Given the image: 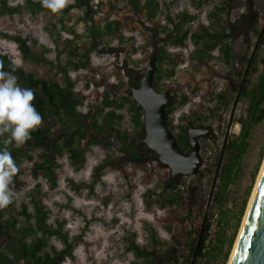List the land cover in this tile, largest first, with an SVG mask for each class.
Listing matches in <instances>:
<instances>
[{"label": "rangeland", "instance_id": "1", "mask_svg": "<svg viewBox=\"0 0 264 264\" xmlns=\"http://www.w3.org/2000/svg\"><path fill=\"white\" fill-rule=\"evenodd\" d=\"M6 1L10 7L18 9L0 14V29L28 38L33 51L43 54L49 62L24 58L17 44L5 38H0V52L8 54L11 60H17L22 68L36 77L55 80L62 85L73 81V88L83 96L79 108L85 112L97 104L102 107L104 93L111 89L110 85L125 87L124 71L120 73L119 67L126 55L130 58L129 65L143 73L155 55L151 44L153 35L158 34L172 42L183 30H188L187 48L169 44L164 58L156 55L154 81L161 91L170 92L172 88L171 94L175 98L170 104L173 112L168 124L184 152H189L190 146L185 147L180 137L184 128L190 126V121H197L198 112L203 113V120L198 125L213 129L200 139L203 164L199 172L180 176L174 181L181 182L183 196L190 186L196 188L195 197L184 200L185 205L189 204L192 209L182 211L180 221L173 223L169 220L168 209L164 207L172 192L164 187V181L170 178V169L156 158H146L142 167L127 161L126 176L105 168L101 181L90 189L85 183L91 179L97 162L106 154L97 145L93 151H85L86 160L80 167L72 164L69 155L64 154L59 160L56 181L43 176L27 179V184L17 192L18 203L24 201L32 215H21L19 207L15 209L18 223L23 227L18 238L27 242L33 240L34 235L28 231L26 234L25 229L35 223L32 198L42 194L49 210L47 222L52 230L59 231L48 235L45 249L54 247L61 250L67 243L71 245L73 258H67L61 264H150L136 258L131 250L133 242L149 250H163L174 239L173 232H185L184 225L190 229L202 225L207 212L208 217L211 213L215 231L206 250L207 256L200 264H228L264 163V153L261 155L264 118L252 124L247 149L235 161L231 182L223 191L221 204L213 198L220 187V172L216 178V165L222 151V162L228 161L226 142L237 138L242 123L249 122L251 99L241 94L236 103L238 89L234 85L241 81V74L246 71L260 35H247L242 31L248 28L250 21L257 20L258 33L262 32L264 0H140L141 18L148 28L145 31L126 29L122 10L130 6L128 0H93L97 6L103 3L102 12L109 14L106 18L99 13L94 22L84 19L81 8L66 15L49 9L38 10L32 15L24 8L26 0ZM243 14L250 19L240 20ZM111 20H121L123 24L118 30L114 26L110 30L108 22ZM92 24L101 33L93 32ZM197 34L202 36L198 40ZM131 37L134 38L135 52H128ZM227 48L230 56L226 54ZM254 59L256 63L252 64L247 75L250 90L257 87L264 72V31ZM82 62L86 64L82 65ZM18 83L22 85L19 80ZM96 88L102 94L98 101ZM183 96L186 98L184 102ZM113 100L114 105L98 112L99 123L108 110L116 109L122 114V118L116 121L117 129L127 130L131 136L140 132L129 109L130 103L119 107L123 99L114 96ZM261 109H264V101ZM82 125L91 128L92 134L98 136L89 123L83 121ZM66 127L57 122L55 131L59 133L60 128ZM143 138L144 133L141 141L145 144ZM148 151L147 148L143 153ZM19 162L26 165L24 158ZM38 182L40 191L36 188ZM219 219L221 222L217 225ZM16 247L15 243L5 245L0 251L14 259ZM213 247L216 248L212 250ZM180 257V262L183 258H190L188 247L181 248Z\"/></svg>", "mask_w": 264, "mask_h": 264}, {"label": "trees", "instance_id": "2", "mask_svg": "<svg viewBox=\"0 0 264 264\" xmlns=\"http://www.w3.org/2000/svg\"><path fill=\"white\" fill-rule=\"evenodd\" d=\"M128 1L130 6L125 7L122 10L124 11L122 18L127 23L126 29L135 30L139 28L145 31L148 28L141 18V1ZM25 4L24 8L32 15H34L38 10L48 9L43 6L41 0H26ZM24 5L21 6L23 7ZM103 6V3L99 6L95 5L93 0H74V3L62 10L60 14L66 15L74 9L81 8L83 9L84 19L94 22L95 17L99 13H102L106 18L109 17V14L102 12ZM110 8H112V6H110ZM17 9L18 8L10 7L6 0L0 1V14L4 12L11 13ZM246 19H250L247 14H243L240 17V20ZM122 24L121 20H111L108 22V28L111 30L112 26H114L116 27V30H118ZM200 26L202 27L201 24ZM258 26L259 21H250V25L248 28L243 30L242 33L247 35L260 34L258 33ZM91 29L93 32L96 31L97 33H101V30L94 26V24H92ZM201 37V34H197L196 40ZM0 38H5L15 42L24 58H32L37 62H49L43 54H38L33 51L29 39L22 34H13L0 29ZM165 40L166 38L160 37L158 34L151 37V44L154 48L153 53L160 56V58L165 57V49L169 44H173L182 49L187 48L189 45V31L183 30L175 40H172V42L168 39L166 41ZM93 47L95 48L96 46ZM135 51L136 48L134 46V38L131 37L128 52ZM226 54L227 56H230L229 48L226 49ZM11 61L12 60L8 54L0 52V62H3V66L6 71L12 70ZM130 63V58L126 55L122 61V66L119 67L120 73L124 71V74L122 75L126 78L125 87H119L116 84L110 85L109 87L111 89L106 90L104 93L105 97L101 102L102 107L100 108L97 104L95 108L86 112L79 108V105L83 101V96L78 90L73 88V81L70 80L68 85H62L60 82L55 80L36 77L32 72H27L22 67H19L15 71L14 74L21 82V87L31 88L35 91L36 99L34 104L43 117L42 127L38 131L32 133V139H30L25 146L21 148H16L14 145L9 146L13 158L19 168V172L14 177V191L16 193L21 187H24L27 184V179H29V177L33 179H38L41 176L46 178L52 177V179L56 181L58 174L57 167L60 163L59 160L64 156V154L69 155L72 164L80 167L86 160V152L93 151V147L97 145L104 149L106 154L97 162L91 179L85 183L90 189L101 181L102 173L105 168L117 170L126 176L128 175L125 168L127 161L138 167L145 166V156L149 153V151L148 153H143V150H146L147 152V146L141 141L144 133V121L142 120L144 112L142 107L138 105L131 96V87L139 85L143 73L139 68H134L129 65ZM253 63H256V59H253L250 67ZM85 64L86 62H82V65ZM77 66L78 64H76V67ZM244 74L245 71L241 74V81L234 85V88L236 87V90L238 89V91L242 84ZM78 79L80 78H77L76 80ZM154 83L158 86L156 81H154ZM249 83V79L246 78L241 93L243 97L249 96L251 99L249 107V122L246 124L242 123L241 131L238 137L228 140L225 144V154H227L229 158L228 161L222 162L219 169L220 187L217 189L213 197L214 201L218 204H221L223 201V191L231 182L232 174L235 169V161L238 160L247 149V139L251 135L252 124L254 122L261 121L264 118V109H261V104L264 101V72L260 77L257 87L250 90ZM95 91L97 93L96 99L98 101V97L102 94H100L99 88H96ZM171 91L172 88H170V92ZM206 93H208V91ZM114 96L123 99V101L118 104L119 107H122L126 102L130 103L129 109L133 113V118L137 127H140V132H136L134 136H131L127 130L121 131L116 128V121L122 118V114H119L116 109L108 110L104 115L102 123H99L97 119L98 112L105 107L114 105ZM172 97L175 98L174 94ZM185 100L186 98L183 96L182 101L184 102ZM200 107L202 108V106ZM172 112L173 105L167 106L169 124ZM197 117V121L189 122L190 126H195L196 123L201 124L203 120V113L198 112ZM78 120L89 123L98 133V136L92 134L91 128L84 127L82 122H79ZM57 122H60L67 127L60 128L58 133V131H55V125H57ZM190 126L184 128V133L180 137L185 147H189L188 128ZM2 147L3 144L0 143V148ZM263 151L264 146L261 149V155L264 153ZM222 152L224 153V151ZM188 153L189 152L187 151L186 154ZM117 155H120V157ZM20 158H24L26 165H22L21 162H19ZM219 159L216 165L217 170ZM36 184V188L39 190L41 188V184L40 182ZM180 186V181L174 183L170 178L164 181V187L172 191L168 203L164 204V207L165 209H168L169 220H172L173 223L180 221L179 219L182 211L192 209L189 204L185 205V198L193 199L196 195V188L190 186L187 189L186 195L183 196L180 191ZM43 198L44 196H42V194H40V197L38 195L37 197L34 196L32 198V204L35 210L33 214L35 223L25 229L26 234L28 231L34 235L33 240L30 242H27L25 239L18 238V234L23 231V227L19 225L18 219L14 213L15 209L19 207V213L21 215L31 216L32 214L28 211V205L24 201L18 203L19 197L17 195L13 203L4 209H0V248L14 243L17 246L16 257L14 259L0 251V264H61L67 258H73L70 243H67L65 248L61 250L54 247L50 250L45 249L48 244V235L53 233L58 234L59 231L52 230V226L47 222L49 210L43 202ZM210 215L211 213L209 214L206 222L204 236L199 247L195 264H200V261L205 259L207 256L204 248L207 232L210 224L212 223ZM220 222L221 221L219 219L217 225ZM201 226L202 225L190 229L184 225L183 228L186 229V231L182 233L173 232L172 236L174 239L163 250H149L134 242L131 244V250L134 252L138 260L144 259L150 264H191ZM39 232H41V235H38ZM189 236H194V238L190 239ZM233 237L234 236L230 239V244L233 241ZM182 247H188L190 258H183V261L180 262V250ZM216 247L211 249L214 250ZM137 264H140V262Z\"/></svg>", "mask_w": 264, "mask_h": 264}, {"label": "water", "instance_id": "3", "mask_svg": "<svg viewBox=\"0 0 264 264\" xmlns=\"http://www.w3.org/2000/svg\"><path fill=\"white\" fill-rule=\"evenodd\" d=\"M263 31L264 28L247 65L236 103H238L242 93ZM157 60L156 55L151 57L139 85L131 87V96L144 112L143 142L149 150L145 158H156L161 164L166 165L170 169V179L174 182L180 176H192L199 172L203 164L200 139L208 136L213 129L211 127L190 126L188 128L189 154L180 148L178 140L168 124L167 106L173 102L172 94L169 91H161L154 83ZM222 160L223 152L219 159L216 178ZM207 219L208 213L206 212L191 264H195ZM230 264H264V168Z\"/></svg>", "mask_w": 264, "mask_h": 264}, {"label": "clouds", "instance_id": "4", "mask_svg": "<svg viewBox=\"0 0 264 264\" xmlns=\"http://www.w3.org/2000/svg\"><path fill=\"white\" fill-rule=\"evenodd\" d=\"M44 7L53 13H60L74 0H41ZM22 65L11 61V71H6L0 62V209L13 203L17 197L14 191V177L19 168L9 149V145L21 148L32 139V133L43 125V117L34 101L35 91L22 88L14 74Z\"/></svg>", "mask_w": 264, "mask_h": 264}, {"label": "bare ground", "instance_id": "5", "mask_svg": "<svg viewBox=\"0 0 264 264\" xmlns=\"http://www.w3.org/2000/svg\"><path fill=\"white\" fill-rule=\"evenodd\" d=\"M263 168H264V163H263V165H262V168H261L260 174H259L258 179H257V183H256V185H255L254 191H253L252 196H251V199H250V201H249V205H248V208H247V211H246V214H245V217H244V220H243L242 226H241V228H240L239 235H238V237H237V239H236V243H235V246H234V249H233V251H232V254H231V257H230V259H229V263H228V264L231 263V259H232L233 255H234V252H235V249H236V246H237V242H238V240H239V236H240V234H241V232H242V229H243V226H244V222H245V219H246L247 213H248V211H249V209H250V205H251V202H252V199H253V195H254V193H255V191H256V189H257L258 182L260 181V178H261V175H262V172H263Z\"/></svg>", "mask_w": 264, "mask_h": 264}, {"label": "built area", "instance_id": "6", "mask_svg": "<svg viewBox=\"0 0 264 264\" xmlns=\"http://www.w3.org/2000/svg\"><path fill=\"white\" fill-rule=\"evenodd\" d=\"M214 231H215V224L212 222L210 224L209 229H208L207 238L205 240V248H204L205 251L207 250V248L209 247V245H210V243L212 241V238L214 236Z\"/></svg>", "mask_w": 264, "mask_h": 264}, {"label": "flooded vegetation", "instance_id": "7", "mask_svg": "<svg viewBox=\"0 0 264 264\" xmlns=\"http://www.w3.org/2000/svg\"><path fill=\"white\" fill-rule=\"evenodd\" d=\"M195 127H205V126H204V125L201 126V125L196 124ZM212 131H213V130H212ZM189 152H190V151H189ZM186 153H187V152H186ZM188 154H189V153H188Z\"/></svg>", "mask_w": 264, "mask_h": 264}]
</instances>
